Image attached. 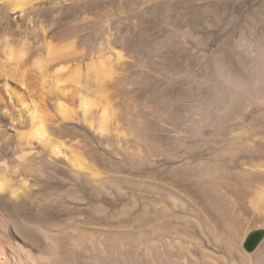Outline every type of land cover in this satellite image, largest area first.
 Segmentation results:
<instances>
[{
  "label": "rangeland",
  "instance_id": "rangeland-1",
  "mask_svg": "<svg viewBox=\"0 0 264 264\" xmlns=\"http://www.w3.org/2000/svg\"><path fill=\"white\" fill-rule=\"evenodd\" d=\"M105 10L110 14L112 39L104 37L106 26L103 25H98L99 33L96 34L91 28L81 29L91 23L90 19L84 20V15L92 17ZM263 15L264 0H34V26L25 31L27 23L21 14L9 12L0 23V49L4 43V31L15 33L10 39L14 46L20 43V36L28 32L34 56H46L47 46L39 26L58 29L70 23L77 29L69 35L72 37L59 34L50 41L60 48L76 36L79 40L89 37L84 53L77 55L80 64L91 56L105 54L114 57L119 52L124 64L117 72L115 80L120 81L115 88L122 97L110 95L108 100L127 117L134 115V124L124 123L127 133L141 132L137 135L140 139H128L120 149L114 142L108 144L97 136L95 126L90 128L78 118L68 123L79 133L80 145L87 154L91 153V144L96 148L95 163L106 174L102 184H91L84 173L74 178L62 159L50 165H39L41 173L51 182L47 187H41L31 176L26 179L12 176L11 185L16 186L17 195L9 192V186L0 196V234L6 235L11 246L30 254L35 261L39 259L27 264H264V256H252L250 261L242 255L248 251L240 246L241 236L264 226V214L254 212L248 203L253 191L264 185V173L258 174L256 167L249 163L228 165L222 161L215 164L209 168L206 179L201 178L197 183L199 186L194 188L197 196L194 203L178 196L174 212L167 210L168 217L162 219L158 174L179 160L169 156L170 150H166L167 153L158 151V137L162 136L155 129L157 123L169 115L167 111L171 102L183 105L188 100L187 84L182 82L180 87L176 86L168 69V56H172L175 46L183 55L189 56L190 72L194 73L195 82L197 80L201 85L206 74L205 83L212 88L210 97L214 107H220L217 111L237 105L242 114H249L244 118L253 120V115L264 108V104L260 105L256 100L257 96L264 95V50H258L264 45ZM186 26L191 29L187 46L184 37L180 36ZM225 43L230 48H226ZM73 89L64 93L53 92L50 103L64 99L68 108L75 109ZM56 93L59 97L62 94V99ZM67 93L72 97L65 95ZM101 99L97 100L98 110L105 104L104 98ZM156 101L160 105V114L152 115L150 111ZM245 107L249 109L244 113ZM164 138L168 139L167 135ZM12 150L13 147L4 150L10 152L8 156L12 162L7 161L9 166L17 163ZM261 163L264 158L256 164ZM22 178L28 179L25 187L21 184ZM196 206L202 209V213ZM204 215L213 223L214 230L208 228ZM3 222L5 227H2ZM238 229L241 233L237 236ZM161 237L166 242L161 241ZM160 243H165L166 248L162 251ZM8 249L6 247L10 256Z\"/></svg>",
  "mask_w": 264,
  "mask_h": 264
},
{
  "label": "bare ground",
  "instance_id": "bare-ground-1",
  "mask_svg": "<svg viewBox=\"0 0 264 264\" xmlns=\"http://www.w3.org/2000/svg\"><path fill=\"white\" fill-rule=\"evenodd\" d=\"M33 2L34 0H0V23L8 16L9 12H19L27 23L25 31L31 30L34 26L32 19ZM205 10H207V7ZM188 12L187 14H189ZM261 12L263 13V11ZM96 13V16L92 17L84 15V20L90 19L91 23L81 29L90 30L89 28H91L93 34H96L98 32V25H103L106 26V30L104 29V37L106 40L112 39L113 32L111 29L109 12L105 10L102 12L103 14H100V11ZM99 15H102V17H98ZM201 16L203 17L204 15ZM185 19L186 18H184V20ZM190 19L192 20V18ZM39 29L41 30L43 40H45L47 46V55L43 57L34 56L32 53V41L28 32H24L20 36L21 41L17 46H14L10 42V39L15 36V33L12 31H4L3 33L4 43L3 47L0 49V161H2V164H0V196L6 192L9 186H11L9 192L17 195L16 186L13 187V185H11L13 180L12 176H22L23 178L31 176L41 187H47L51 182L48 180V177L41 173L38 167L39 165H50L51 163H55V160L61 161L60 159L66 162L70 167V173L74 178H78L79 174L84 173L87 181L93 185L105 182L106 174L101 171L95 163L94 153L96 152V148L91 144L92 147L89 149L91 153H86L85 149L80 145L79 133L74 127L69 126L68 123L70 121L78 118L90 128L95 126V133L97 136L104 139L108 144L114 142L120 149L124 146L123 143H126L128 139L136 141L137 135H139V133L141 134L140 131H138V133L137 131L131 133L125 131V121L134 124V115H128L127 117L125 112L123 113L117 107L112 106L108 100L112 95L122 97V93L115 88L118 84L117 82L120 81L116 82L115 80L117 72L124 64L121 63V54L117 52L114 57L99 54L96 57H89L86 62L80 64L77 61V58L80 56L77 57V55L84 53V49L86 45H88L89 37L79 40V37L76 36L75 38H71L69 42L60 48L53 45L50 41L53 36L59 34L62 35L66 33L68 36L70 34L72 35V33L77 30L75 29V25L67 23L58 29L49 28L47 25H40ZM190 30L191 29L187 27L181 31L180 36L184 37V45L186 46L188 37L191 34ZM175 34L177 35V33ZM227 41L226 39V43ZM226 43L225 46L228 48L229 46ZM222 45L223 43L221 46ZM175 47L172 56L170 57V54L168 56V69L170 75L173 77L172 79L175 80L176 86H179L182 82L187 84L188 88L186 94L188 100L187 103L185 104L184 102L183 105L175 101L171 102V108L167 111L169 115L164 116L160 122L157 123V128H155L158 135L161 134L162 136L160 137L159 135L158 137V151L170 150L171 155L169 156L179 160L178 163L173 165L170 169L162 170L158 174V197H160L159 212L161 216L158 215L162 217V219L168 217L167 214L169 211L172 213L174 212L179 200L178 196L185 197L191 204L194 203L193 199L197 197L195 196L196 191L194 188L199 186L197 183L201 178H203V180L206 179L205 176L209 173V168L215 166V164L218 165L220 162L222 163V161L228 165H235L238 162L241 165L249 163L251 164L250 166L256 167L255 171H257L258 174L264 173V163L256 164L264 158V108L253 115L252 121L251 119L250 121L248 120L249 117L244 118L245 115L248 116L249 114H242V109L239 108L240 106L236 107V103V106H229L230 108H225V111L224 109L217 111L220 107L217 109H215L217 106L214 107L213 99L210 97L212 88L207 85L208 83H205L207 79L206 74L202 78L201 85L197 83V80L195 82L196 77L194 73L190 72L189 56L183 55L182 52H179V48L177 46ZM226 48H223V50H226ZM258 50L259 52L263 51L264 45H260ZM228 51L229 50H227V52ZM242 59L243 58L240 60ZM239 62L241 63V61ZM229 66L228 68L230 69ZM247 80L249 81L248 78ZM250 82L248 84H250ZM193 83L195 84L193 85ZM248 84H246V86ZM71 88H74L73 93L75 96L72 95V92L70 95L75 97V109L68 108L63 102L64 99L63 101L56 99L53 103H50L49 100L52 99V95H54L56 91L64 93L68 90L71 91ZM112 88L116 90L111 91ZM58 94L56 93L57 96ZM65 95L69 94L67 93ZM97 95H100L99 97H102V99L104 98L103 101H105L104 106L102 108L100 107V111L98 110L99 107L96 108V104H99L97 100L101 99ZM69 96H66V98L68 99ZM174 100L176 99L174 98ZM256 100L260 105L264 104V95L261 94L257 96ZM103 101L101 104H103ZM153 106L150 113L152 115H159L161 110L159 102L156 101ZM248 109L249 108L246 107L243 108V112ZM144 113L146 112L143 111V114ZM252 114L253 113H251V115ZM159 123L160 125H158ZM165 135H167L168 139L164 138ZM10 147H13L12 153L17 159V163L13 166L7 164V161L12 162V159L8 156L10 152H4V150L10 149ZM139 150H141V147ZM207 153L210 154L206 156ZM209 158L212 160H208ZM25 179L21 181L24 187L28 184L26 182L28 179ZM191 184H193V187ZM248 203L250 205L249 207H251L254 212L264 214V185L261 187L258 186V188L253 191ZM196 208L202 213L201 208L197 206ZM204 217L208 228L214 230L213 223L210 222L205 215ZM5 224L3 222L2 227H5ZM258 229L264 230V226ZM253 230L255 229H252V231ZM240 231V229L237 230V236L241 233ZM250 232L248 231V233L242 234L241 240L243 241L240 246H243ZM5 236L0 234V264H9L10 261V264H27V262L30 261L31 263L33 261H39V259H37L38 257L35 256L37 259L35 261V259H33L34 257L32 258L30 254H24L18 247L11 246ZM163 236L165 237L164 234ZM162 237V240H160L166 242ZM164 244H161V251L163 248H166ZM6 247H9L8 250L11 251L10 256L7 254ZM202 254L203 257L206 256L204 252ZM242 255L249 259L252 256L257 258L258 256L263 257L264 236L256 246L254 252L250 254L245 252ZM187 256L183 258L186 260ZM208 258L211 262H214L212 257L209 256ZM56 260L59 261V259Z\"/></svg>",
  "mask_w": 264,
  "mask_h": 264
},
{
  "label": "water",
  "instance_id": "water-1",
  "mask_svg": "<svg viewBox=\"0 0 264 264\" xmlns=\"http://www.w3.org/2000/svg\"><path fill=\"white\" fill-rule=\"evenodd\" d=\"M264 236L263 229H255L249 233L248 237L243 243V247L246 251L250 252L256 248Z\"/></svg>",
  "mask_w": 264,
  "mask_h": 264
}]
</instances>
